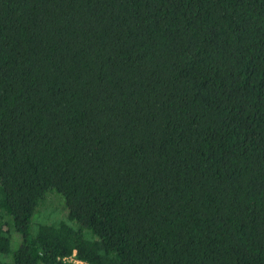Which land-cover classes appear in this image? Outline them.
Segmentation results:
<instances>
[{
    "label": "trees",
    "instance_id": "16d2710c",
    "mask_svg": "<svg viewBox=\"0 0 264 264\" xmlns=\"http://www.w3.org/2000/svg\"><path fill=\"white\" fill-rule=\"evenodd\" d=\"M71 257L264 264V0H0V264Z\"/></svg>",
    "mask_w": 264,
    "mask_h": 264
},
{
    "label": "rangeland",
    "instance_id": "374dc122",
    "mask_svg": "<svg viewBox=\"0 0 264 264\" xmlns=\"http://www.w3.org/2000/svg\"><path fill=\"white\" fill-rule=\"evenodd\" d=\"M39 212H40V221L42 223H49L53 224L58 221H66L67 219V209L65 206V201L62 195L58 194L56 191L51 190L49 191L42 203L39 205ZM7 220V224L9 226L10 234L11 235H17V233L14 230L12 219L4 215ZM72 227H77L75 223H70ZM18 240V237L16 238ZM19 246L18 243H14L11 241V250L15 251ZM4 262L7 264H10V258H4Z\"/></svg>",
    "mask_w": 264,
    "mask_h": 264
},
{
    "label": "built area",
    "instance_id": "2783aa9c",
    "mask_svg": "<svg viewBox=\"0 0 264 264\" xmlns=\"http://www.w3.org/2000/svg\"><path fill=\"white\" fill-rule=\"evenodd\" d=\"M65 261L72 262L74 264H83L81 262L75 261L73 257L64 259Z\"/></svg>",
    "mask_w": 264,
    "mask_h": 264
}]
</instances>
